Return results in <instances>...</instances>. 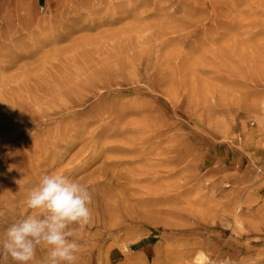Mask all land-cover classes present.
I'll return each instance as SVG.
<instances>
[{
  "label": "rangeland",
  "instance_id": "rangeland-1",
  "mask_svg": "<svg viewBox=\"0 0 264 264\" xmlns=\"http://www.w3.org/2000/svg\"><path fill=\"white\" fill-rule=\"evenodd\" d=\"M51 174L77 264H264V0H0V239Z\"/></svg>",
  "mask_w": 264,
  "mask_h": 264
},
{
  "label": "clouds",
  "instance_id": "clouds-1",
  "mask_svg": "<svg viewBox=\"0 0 264 264\" xmlns=\"http://www.w3.org/2000/svg\"><path fill=\"white\" fill-rule=\"evenodd\" d=\"M89 188L64 174L44 175L27 198V214L12 223L0 239V261L36 264L38 250L46 248L41 264H77L78 232L92 221Z\"/></svg>",
  "mask_w": 264,
  "mask_h": 264
},
{
  "label": "crops",
  "instance_id": "crops-1",
  "mask_svg": "<svg viewBox=\"0 0 264 264\" xmlns=\"http://www.w3.org/2000/svg\"><path fill=\"white\" fill-rule=\"evenodd\" d=\"M220 232V231H219ZM218 231H216L214 233V238L212 239V242H211V245H210V256L211 258L215 257L218 252H221L222 250V246L224 245L223 244V236H221V232H220V236L218 235L219 234ZM218 233V234H217ZM149 244H145L143 245L141 248H140V251L141 250H145L147 251L149 249ZM145 254V253H144Z\"/></svg>",
  "mask_w": 264,
  "mask_h": 264
},
{
  "label": "bare ground",
  "instance_id": "bare-ground-1",
  "mask_svg": "<svg viewBox=\"0 0 264 264\" xmlns=\"http://www.w3.org/2000/svg\"><path fill=\"white\" fill-rule=\"evenodd\" d=\"M198 261H202L201 258H199Z\"/></svg>",
  "mask_w": 264,
  "mask_h": 264
}]
</instances>
